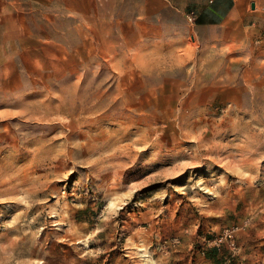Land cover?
<instances>
[{
    "label": "rangeland",
    "instance_id": "1",
    "mask_svg": "<svg viewBox=\"0 0 264 264\" xmlns=\"http://www.w3.org/2000/svg\"><path fill=\"white\" fill-rule=\"evenodd\" d=\"M188 12L0 0V264H264V25Z\"/></svg>",
    "mask_w": 264,
    "mask_h": 264
},
{
    "label": "crops",
    "instance_id": "2",
    "mask_svg": "<svg viewBox=\"0 0 264 264\" xmlns=\"http://www.w3.org/2000/svg\"><path fill=\"white\" fill-rule=\"evenodd\" d=\"M166 6L185 13L194 11L199 31L218 26L229 29L252 22L264 25V0H160ZM253 5V6H252ZM250 7V12L247 8ZM261 18H257L258 15Z\"/></svg>",
    "mask_w": 264,
    "mask_h": 264
},
{
    "label": "trees",
    "instance_id": "3",
    "mask_svg": "<svg viewBox=\"0 0 264 264\" xmlns=\"http://www.w3.org/2000/svg\"><path fill=\"white\" fill-rule=\"evenodd\" d=\"M217 254H218V249L216 247H210L207 249L205 253V257L212 261H215L217 260Z\"/></svg>",
    "mask_w": 264,
    "mask_h": 264
},
{
    "label": "built area",
    "instance_id": "4",
    "mask_svg": "<svg viewBox=\"0 0 264 264\" xmlns=\"http://www.w3.org/2000/svg\"><path fill=\"white\" fill-rule=\"evenodd\" d=\"M187 19L190 21V22H193L195 21V13L194 11L190 10L188 13H187Z\"/></svg>",
    "mask_w": 264,
    "mask_h": 264
},
{
    "label": "bare ground",
    "instance_id": "5",
    "mask_svg": "<svg viewBox=\"0 0 264 264\" xmlns=\"http://www.w3.org/2000/svg\"><path fill=\"white\" fill-rule=\"evenodd\" d=\"M232 163H234V161L232 162ZM234 165H236V164H234ZM168 174V173H167ZM146 250V249H145ZM148 262V261H147Z\"/></svg>",
    "mask_w": 264,
    "mask_h": 264
},
{
    "label": "water",
    "instance_id": "6",
    "mask_svg": "<svg viewBox=\"0 0 264 264\" xmlns=\"http://www.w3.org/2000/svg\"><path fill=\"white\" fill-rule=\"evenodd\" d=\"M253 6V5H252Z\"/></svg>",
    "mask_w": 264,
    "mask_h": 264
}]
</instances>
